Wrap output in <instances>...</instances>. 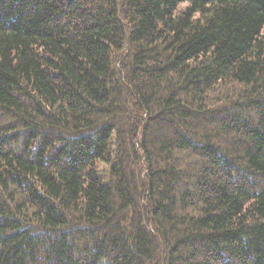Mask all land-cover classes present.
<instances>
[{"label":"trees","instance_id":"1","mask_svg":"<svg viewBox=\"0 0 264 264\" xmlns=\"http://www.w3.org/2000/svg\"><path fill=\"white\" fill-rule=\"evenodd\" d=\"M0 264H264V0H0Z\"/></svg>","mask_w":264,"mask_h":264}]
</instances>
